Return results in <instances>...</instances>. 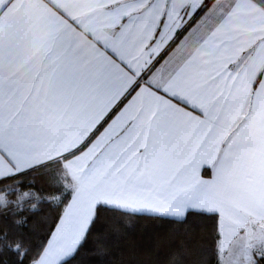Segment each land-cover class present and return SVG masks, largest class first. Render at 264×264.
Segmentation results:
<instances>
[{
    "label": "snow or ice",
    "instance_id": "6c2138e0",
    "mask_svg": "<svg viewBox=\"0 0 264 264\" xmlns=\"http://www.w3.org/2000/svg\"><path fill=\"white\" fill-rule=\"evenodd\" d=\"M0 264H264V0H0Z\"/></svg>",
    "mask_w": 264,
    "mask_h": 264
},
{
    "label": "crops",
    "instance_id": "0c3cea01",
    "mask_svg": "<svg viewBox=\"0 0 264 264\" xmlns=\"http://www.w3.org/2000/svg\"><path fill=\"white\" fill-rule=\"evenodd\" d=\"M203 178L210 179V170H208V172L203 175Z\"/></svg>",
    "mask_w": 264,
    "mask_h": 264
},
{
    "label": "trees",
    "instance_id": "16d2710c",
    "mask_svg": "<svg viewBox=\"0 0 264 264\" xmlns=\"http://www.w3.org/2000/svg\"><path fill=\"white\" fill-rule=\"evenodd\" d=\"M165 230H167V229H165ZM41 235H43V233H41Z\"/></svg>",
    "mask_w": 264,
    "mask_h": 264
}]
</instances>
